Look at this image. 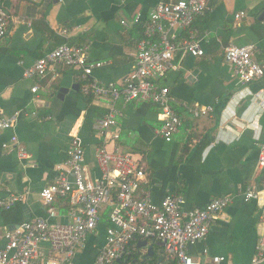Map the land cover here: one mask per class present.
<instances>
[{
  "label": "crops",
  "instance_id": "obj_1",
  "mask_svg": "<svg viewBox=\"0 0 264 264\" xmlns=\"http://www.w3.org/2000/svg\"><path fill=\"white\" fill-rule=\"evenodd\" d=\"M169 1L42 0L31 4L0 0V11L11 17L9 32L0 39V113H20L14 131H0V197L25 195L23 202L10 210L0 209V250L7 245L5 234L23 223L69 221L65 199L57 200L53 206L57 217L50 218L40 194L55 182L67 160L72 136L77 135L85 147L86 169L94 178L100 175L96 152L101 145L110 152L129 153L143 163L146 184L138 196L151 191L157 205L171 193L185 199L186 211L202 209L217 198H233L223 219L215 222L206 240L192 246L189 253L202 264H215L214 257L226 258L220 264H252L264 237V197L249 203L242 197L248 188L264 190V169L259 167L264 112L258 114L250 97L229 103L245 88L263 92L264 78L243 85L226 62L224 51L231 45L254 44L255 59L264 66V0H212L211 10L195 20L193 29L205 55L198 59L188 56L182 70L169 73L162 82L169 87L172 106L182 119L169 143L159 134L162 122L157 106L121 101L115 105L119 112L114 128L117 137L105 141L95 126L107 113L109 103L95 97L88 103L79 69L58 67L41 80L24 77L43 57L40 55L50 53V34L54 32L70 45L90 47L92 61L104 64L94 70L93 79L105 85L123 82L135 63L142 31L124 27L122 22L131 23L137 16L145 20L160 2ZM242 12L245 16L238 20L236 15ZM75 85L80 87L77 91L72 89ZM35 86H39L37 94L32 92ZM61 88L69 89L63 99L58 98ZM196 105L211 107L213 112L196 118L191 112ZM13 135L28 158L21 160L12 146L4 147ZM109 215L110 207H106L98 230L78 251L77 264H93L98 251L106 246ZM139 241L132 242L131 251L135 248L138 252ZM148 249L142 252L146 254ZM161 250L164 248L154 245L155 258L150 264H169L165 255L163 263L158 262Z\"/></svg>",
  "mask_w": 264,
  "mask_h": 264
},
{
  "label": "built area",
  "instance_id": "obj_2",
  "mask_svg": "<svg viewBox=\"0 0 264 264\" xmlns=\"http://www.w3.org/2000/svg\"><path fill=\"white\" fill-rule=\"evenodd\" d=\"M25 1L38 4L42 0ZM211 1L160 2L145 20L137 16L131 23L123 21L127 28L142 24L143 36L138 43L132 70L121 83L105 85L93 79L94 70L104 64L92 61L90 47L70 44H62L37 60L24 77L41 80L50 72L55 73L58 67L79 69L82 93L109 103L107 113L95 126L105 141L111 136L117 137L114 128L118 125L119 112L115 105L121 101L125 105L137 102L157 106L158 118L162 122L159 134L169 143L181 128L182 119L172 106L169 87L162 82L169 73L180 72L188 56L198 59L205 55L193 25L198 17L211 10ZM244 16L242 12L236 18L239 20ZM10 24L11 17L0 11V39L7 35ZM224 55L243 85L264 78V66L255 59L254 44L231 45L225 49ZM32 92L37 94L39 86H35ZM248 97L259 115L264 112V91L252 93L248 88L235 94L229 106ZM191 112L194 117L201 118L209 116L213 109L196 105ZM19 121L20 113L10 116L0 113V131H14ZM71 141L67 160L55 182L40 194L50 218L57 217L53 207L57 200L65 199L69 221L52 224L47 219H35L7 232L4 236L7 245L0 250V264H77L78 251L98 230L101 213L106 207H110L106 246L98 251L93 264L122 261L127 264L128 260L132 264L130 245L137 239L163 243L169 264H202L190 255V248L206 240L211 226L223 219L233 198H217L202 209L186 211L185 199L171 193L161 205H157L151 191L138 196L146 184L145 165L133 155L118 149L110 152L106 146H99L96 160L100 175L94 178L86 169L85 147L81 139L74 135ZM11 146L17 150L19 159L28 158L16 135L4 145L5 148ZM259 167L264 169V144L260 146ZM263 197L264 190L248 188L242 198L249 203L260 202ZM24 198L25 195L0 197V209L10 210ZM261 208V220L264 222V205ZM213 261L220 264L226 258L214 257ZM261 263H264V237L258 242L252 261V264Z\"/></svg>",
  "mask_w": 264,
  "mask_h": 264
},
{
  "label": "water",
  "instance_id": "obj_3",
  "mask_svg": "<svg viewBox=\"0 0 264 264\" xmlns=\"http://www.w3.org/2000/svg\"><path fill=\"white\" fill-rule=\"evenodd\" d=\"M79 85H75L72 87L73 90L77 91L79 89ZM69 92V89L67 88H61L58 93V98L63 99L64 96ZM151 243L150 240H141L137 243L136 249L137 253H135L132 264H150V262L155 258V251H154V245L163 247V243L159 242H153L152 241V246L149 247V244ZM148 249V253L144 254L142 252V249ZM164 248V247H163ZM164 250H161L159 252V257H158V262L163 263L164 261Z\"/></svg>",
  "mask_w": 264,
  "mask_h": 264
},
{
  "label": "trees",
  "instance_id": "obj_4",
  "mask_svg": "<svg viewBox=\"0 0 264 264\" xmlns=\"http://www.w3.org/2000/svg\"><path fill=\"white\" fill-rule=\"evenodd\" d=\"M134 27H139L140 29H141V31H142V36H143V26H142V24H138V25H136V26H134ZM51 36H50V39L53 41V47L48 51V52H52L53 50H55L58 46H60V45H62V44H70L66 39H63V38H59L54 32H51V34H50ZM142 39V38H141ZM140 39V40H141ZM47 53H45V54H42V55H40V57H44V55H46ZM87 98H89V100H88V103H91V100L92 99H90V98H92V96H86ZM92 110H94V108H91ZM131 245H132V243H131ZM130 245V246H131ZM131 251V250H130ZM134 255H135V248H133V250L131 251V254H130V256H129V258L130 257H134ZM131 261L130 260H128L127 261V264H129Z\"/></svg>",
  "mask_w": 264,
  "mask_h": 264
}]
</instances>
